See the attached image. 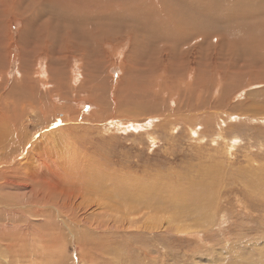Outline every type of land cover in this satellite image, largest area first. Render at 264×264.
<instances>
[{"label":"bare ground","instance_id":"obj_1","mask_svg":"<svg viewBox=\"0 0 264 264\" xmlns=\"http://www.w3.org/2000/svg\"><path fill=\"white\" fill-rule=\"evenodd\" d=\"M7 21L20 26L13 38L20 64L11 82L0 42V264H12L8 256L23 261L20 254L38 250L41 239L61 254L73 242L78 253L85 249L77 264H96L117 236L140 238L163 230L168 224L163 209L173 206L183 213L187 207L208 215L203 206L217 174L206 172L211 178L202 176L199 187L183 174L176 185L159 172L139 175L104 156L99 126L111 105L141 117L151 110L146 95L125 97L101 77L109 59L103 45L111 58L127 49L120 70L140 78L131 87L144 94L166 87L163 80L178 67V57H185L196 76L225 74L241 81L258 68L252 80L264 85V0H0L3 40ZM196 51L193 63L187 53ZM68 52L74 54H68L70 60ZM126 61L131 65L123 66ZM155 119L147 116L141 124L117 118L108 124L139 131ZM132 223L136 230L129 231Z\"/></svg>","mask_w":264,"mask_h":264},{"label":"rangeland","instance_id":"obj_2","mask_svg":"<svg viewBox=\"0 0 264 264\" xmlns=\"http://www.w3.org/2000/svg\"><path fill=\"white\" fill-rule=\"evenodd\" d=\"M14 17L16 15H11V18ZM6 25L7 37L4 40L0 38V42L6 50L4 61L12 82L20 64L17 60L20 47L14 42L20 26L10 21ZM103 46L109 52V59L103 63L105 68L102 69L101 77H105L125 97L146 95L143 100L150 103H147L146 108L151 110V117L156 118L152 127L147 125L149 127L144 130L124 132L118 125L110 127L108 122L127 118L144 124V120L150 115H127V112H120L116 107L113 109L111 105V112L100 119L106 121L99 126L104 138L101 143L104 156L112 159L111 162L126 163V167L139 175L147 172L152 176L159 172L162 177L169 178L175 184L181 183L180 178L184 174L190 175L199 187L204 179L211 178L206 172L217 174L215 179L218 182L209 203L203 206L209 211L208 215L200 210L191 211L187 207L183 213L173 206L168 207V211L162 208L168 219L164 231L155 229L152 235L140 238L121 235L124 237L121 239V236H117L115 242L110 244L111 247L108 246L113 252L107 249L110 254L114 253L113 257L107 253L96 260V264H264V85L258 81L261 79L255 82L252 80L260 69L246 72L242 82L225 74H217L220 78L208 73L196 76V71H192L194 67L185 65V57H178L176 66L179 68L174 72L170 71L174 75L170 72L165 75L163 83L166 87L144 94L131 87L133 82L139 83L140 78L128 75L130 72L125 73V69L124 73L120 70L122 54L127 49L122 47L116 53L117 56L111 58L109 48ZM196 53L197 51L194 54L187 53L193 63L198 61L199 55ZM68 54L74 56L72 52H68L67 56ZM71 57L68 56V60ZM163 59H169V56L166 55ZM230 62L232 66L236 63ZM36 64L34 61V67H37ZM125 64L131 65V62L126 61L123 66ZM73 69L70 72L72 77L77 70L75 67ZM176 73L181 75L177 77ZM219 79L220 86L217 85ZM250 82L253 83L250 85ZM218 91L220 95H216ZM88 112L84 108L81 110L83 115ZM179 115L182 117H178ZM230 116L235 118L231 119ZM58 117L66 118L65 115ZM201 164H205L202 172ZM202 176L204 179H201ZM220 180L223 181L219 182ZM134 230L136 224L132 223L129 231ZM140 243L141 250L143 248L141 253L136 249ZM45 244L41 239L38 250L32 247L26 256L19 251L23 255V261L17 256H8L7 259L12 264H60L59 260L62 264H77L78 255L81 258V253L85 252L83 248L78 253L73 242L67 245L62 254ZM114 246L120 247V250H116ZM116 256L119 262L114 260Z\"/></svg>","mask_w":264,"mask_h":264}]
</instances>
